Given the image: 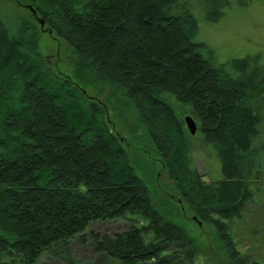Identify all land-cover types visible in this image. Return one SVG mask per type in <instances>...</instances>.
<instances>
[{
	"label": "trees",
	"instance_id": "16d2710c",
	"mask_svg": "<svg viewBox=\"0 0 264 264\" xmlns=\"http://www.w3.org/2000/svg\"><path fill=\"white\" fill-rule=\"evenodd\" d=\"M32 1V15L72 48L74 75L51 72L35 26L0 9V264H33L118 217L128 230L96 246L114 264H191L194 240L172 220L170 198L157 203L130 164L108 128L109 103L156 147L172 188L215 228L231 263L243 264L226 230L261 190L264 65L220 63L198 35L203 13L215 20L249 0ZM197 151L215 156L219 178L202 179Z\"/></svg>",
	"mask_w": 264,
	"mask_h": 264
},
{
	"label": "rangeland",
	"instance_id": "374dc122",
	"mask_svg": "<svg viewBox=\"0 0 264 264\" xmlns=\"http://www.w3.org/2000/svg\"><path fill=\"white\" fill-rule=\"evenodd\" d=\"M27 5L32 6L33 1L1 0L0 9L2 14L20 15L32 23L39 36V52L49 70L55 75L73 80L72 60L75 54L72 48L48 24L41 25L32 15L31 9L25 7ZM203 14L199 18L198 40L213 50L218 62H231L233 59L250 56L257 58V65H264V0H249L244 5L233 2L215 20L209 18L206 12ZM84 89L93 95L94 91L89 86ZM98 97L97 100H104V94ZM125 113L126 117L130 116L128 111ZM105 118L111 133L127 152L130 164L148 183L157 203L161 197L170 198L174 215L176 214L172 220L181 225L194 240L196 254L191 264H232L215 228L196 217L189 205L172 188L175 185L173 178L161 164L156 147L143 131L130 132L132 118L125 120V116L116 112L111 103L105 107ZM193 160L204 181L220 177L219 163L214 155L197 151ZM260 172L264 174V168ZM260 176L261 190L258 195L253 201L247 202L239 217H234L227 223L226 232L230 234L243 264H264V176ZM130 225V219L122 217L92 222L71 240L67 249L46 252L33 264H114L109 257L97 251V242L102 237L115 238L127 231ZM169 249L166 247L163 251L170 253ZM178 255L186 261L184 254Z\"/></svg>",
	"mask_w": 264,
	"mask_h": 264
},
{
	"label": "water",
	"instance_id": "95a60500",
	"mask_svg": "<svg viewBox=\"0 0 264 264\" xmlns=\"http://www.w3.org/2000/svg\"><path fill=\"white\" fill-rule=\"evenodd\" d=\"M29 8L33 11V13L36 15L35 10L32 8V6H29ZM39 22L41 25H44V20L43 19H39ZM185 125L187 127V130L189 131V133L191 135H195L197 132V123L194 120V118L190 115V114H186L183 117Z\"/></svg>",
	"mask_w": 264,
	"mask_h": 264
}]
</instances>
